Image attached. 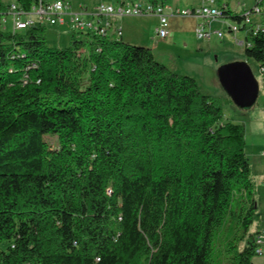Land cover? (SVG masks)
<instances>
[{"label":"trees","instance_id":"16d2710c","mask_svg":"<svg viewBox=\"0 0 264 264\" xmlns=\"http://www.w3.org/2000/svg\"><path fill=\"white\" fill-rule=\"evenodd\" d=\"M46 29L0 28V264H212L221 229L229 264H254L244 124L150 47L90 31L50 47ZM249 35L264 83V27Z\"/></svg>","mask_w":264,"mask_h":264},{"label":"rangeland","instance_id":"374dc122","mask_svg":"<svg viewBox=\"0 0 264 264\" xmlns=\"http://www.w3.org/2000/svg\"><path fill=\"white\" fill-rule=\"evenodd\" d=\"M0 1L7 5L13 0ZM69 1L74 9L81 6L93 9L99 3H117L120 0ZM175 1L183 7L201 3V0ZM216 1L221 2V0ZM222 3H228L234 12L240 14L245 6H252L255 0H222ZM261 9L264 11V3L261 5ZM3 17L4 15L0 11V28L3 27L1 24ZM6 17V30H10L11 17L9 15ZM117 19L120 20V25L123 27L122 39L124 41L152 48L155 58L159 62L178 74L193 77L204 94L219 97L226 119L244 124L245 153L252 167V178L255 182L254 195L257 202L258 218L249 227V232L254 234L255 239L257 231L264 232V83L260 63L246 56L245 43H236L226 26L223 28L225 36L203 40L196 36L195 27H193L190 18L173 16L170 17L168 42L161 43L155 40L156 28L159 25L157 16H123ZM252 20L258 23L261 18L259 15H254ZM110 21H113V16L110 17ZM227 21L234 23L232 19ZM216 25L222 24L216 23ZM46 28V41L50 47H70L73 40L72 34L82 35L79 32H74L68 23L46 25ZM109 34H112V29ZM238 37L243 42L250 43L252 41V36L246 37V33L243 31L238 33ZM83 40L88 41L86 35H83ZM241 66H246L255 79L257 93L252 100L238 104L220 82L218 72ZM47 140L52 146H56L58 143L55 136H48ZM230 238L223 229L215 237L213 244L215 261L212 264H229L230 253L227 251V244ZM243 244L244 242L241 243V248ZM252 262L264 264V252L254 255Z\"/></svg>","mask_w":264,"mask_h":264},{"label":"built area","instance_id":"2783aa9c","mask_svg":"<svg viewBox=\"0 0 264 264\" xmlns=\"http://www.w3.org/2000/svg\"><path fill=\"white\" fill-rule=\"evenodd\" d=\"M264 0H255L250 7H244L246 37L251 31L256 32L263 28V12L261 4ZM2 29H7L6 22L11 17L12 30H24L37 25H65L70 24L74 31H90L97 34H109L112 22L110 17L144 16L155 15L158 17L159 25L156 35L167 37L170 35V17H194L197 19L195 34L199 39L210 40L213 37L225 36L223 28L226 26L233 40L238 44H247L239 40L238 33L241 32L238 23L227 24L222 18V8L216 0H201L196 6L183 7L171 3H151L147 0H121L118 3H99L93 9L79 7L75 10L69 0H35L31 8L26 9L19 6L15 1L7 4V9L2 12ZM259 15L261 20L253 22L252 17ZM222 24V25H216ZM117 36L122 35L120 27L116 28ZM256 253L264 252V232H259L255 238Z\"/></svg>","mask_w":264,"mask_h":264},{"label":"water","instance_id":"95a60500","mask_svg":"<svg viewBox=\"0 0 264 264\" xmlns=\"http://www.w3.org/2000/svg\"><path fill=\"white\" fill-rule=\"evenodd\" d=\"M222 85L238 104L252 100L257 93V83L246 66L218 72Z\"/></svg>","mask_w":264,"mask_h":264},{"label":"crops","instance_id":"0c3cea01","mask_svg":"<svg viewBox=\"0 0 264 264\" xmlns=\"http://www.w3.org/2000/svg\"><path fill=\"white\" fill-rule=\"evenodd\" d=\"M128 1V0H127ZM168 3H171V4H176V5H179L178 3H177V1H175V0H166ZM119 2H121V0L119 1ZM118 3V2H117ZM190 6H196V5H194V4H191ZM188 7V6H187ZM245 7H248V6H245ZM88 8V7H87ZM74 9V8H73ZM77 9H79V7L77 8ZM77 9H75V10H77ZM145 16V15H144ZM118 17H113V21H111L112 22V24H111V29H112V34H113V36L114 37H116L117 38V34H116V28L117 27H120L121 28V30H122V35H121V38H122V36H123V27L120 25V20L119 19H117ZM158 18V17H157ZM187 18H190L191 20H192V24H193V27H195V25H196V23H197V19H195L194 17H187ZM158 23H159V20H158ZM170 36V35H169ZM169 36H167V37H159V36H157L156 34H155V40L156 41H160L161 43L163 42V43H165V42H168V39H169ZM150 44V43H149ZM186 46H187V44H186Z\"/></svg>","mask_w":264,"mask_h":264}]
</instances>
